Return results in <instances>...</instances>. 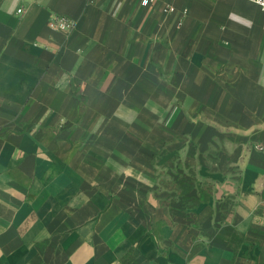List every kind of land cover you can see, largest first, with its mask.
I'll return each mask as SVG.
<instances>
[{
  "label": "crops",
  "instance_id": "crops-1",
  "mask_svg": "<svg viewBox=\"0 0 264 264\" xmlns=\"http://www.w3.org/2000/svg\"><path fill=\"white\" fill-rule=\"evenodd\" d=\"M0 264H264V11L0 0Z\"/></svg>",
  "mask_w": 264,
  "mask_h": 264
},
{
  "label": "built area",
  "instance_id": "built-area-1",
  "mask_svg": "<svg viewBox=\"0 0 264 264\" xmlns=\"http://www.w3.org/2000/svg\"><path fill=\"white\" fill-rule=\"evenodd\" d=\"M155 0H141V4L143 6H149L152 3H154ZM251 3H254L257 5L262 11H264V0H247ZM165 11L167 12H172L173 8L172 7H166ZM16 13L18 15L23 14V8L17 9ZM48 25L52 29L56 30H63V31H70L73 29L75 23L73 20L69 19L66 16H61V15H52L49 18Z\"/></svg>",
  "mask_w": 264,
  "mask_h": 264
}]
</instances>
